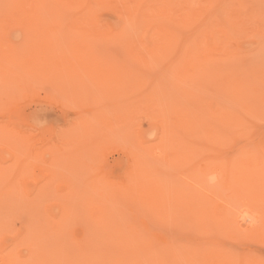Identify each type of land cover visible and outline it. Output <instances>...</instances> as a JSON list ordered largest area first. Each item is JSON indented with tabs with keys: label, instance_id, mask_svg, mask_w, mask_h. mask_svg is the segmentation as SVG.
Wrapping results in <instances>:
<instances>
[{
	"label": "bare ground",
	"instance_id": "bare-ground-1",
	"mask_svg": "<svg viewBox=\"0 0 264 264\" xmlns=\"http://www.w3.org/2000/svg\"><path fill=\"white\" fill-rule=\"evenodd\" d=\"M148 1H150L151 3V1L153 0H35L27 3L25 6L22 7V10L26 14H28L29 18L25 22L24 26L21 24L22 26L21 28L26 29L28 34L33 39V41L43 42V44L40 45L39 48L36 50L35 54H33L29 58V59L35 57L37 58V61L34 64L35 66L30 67L31 69H33L31 70L33 72H29L31 75H33L34 81H29V82L24 81L16 77L15 73L11 71L8 72L7 71L8 69H4L3 71H0V87L1 88L5 87L4 88L6 89L5 93L10 91L11 92L17 91L18 93L19 92L24 93L22 92L24 90L25 93H29L30 91L32 92L31 89H33V87H36L35 88L36 91L40 90L38 89L40 84L35 85L39 83L37 80L45 79L44 82L49 83L47 82V80L49 79L46 80V78H50V80L54 81L53 83H50L52 85H56V84L58 85L59 83H63L62 85H64L65 82L66 84L64 85V88H67V85H70L71 87L68 86V88H72V90H74V86H75L76 89L73 91V93L74 92L76 93H74V95L72 96L73 100L71 101V103H73L74 105L75 104L78 105L75 106L77 108L80 107V104L86 101L85 104H87L88 108L86 105L82 106V108L85 107L88 110L87 112H82V113L84 114L86 113V115L88 114L87 116L90 117V119L89 118L88 119L93 122H90L85 117L84 120L86 119L85 121L88 120L87 122L91 123V124L88 123L86 126L85 124H83L85 129H83L84 128L83 127L82 129L77 130V128L80 126V123L85 122L83 121V119L82 120L80 119V121H78V123L80 122L79 126L77 124H76L77 127H74L75 125H72V127L67 131L69 134L73 133L74 136L76 134V136L88 135L85 137H90V136L94 137V134L95 135L99 134L98 135L99 142L97 141L98 143L97 142L96 143L97 145L100 143L99 150H97L98 152L95 150L93 154H90L88 158H86L87 160L85 159L83 160L82 157H79L82 159V163L83 161L86 162L89 159V162L91 160L93 164L86 165L87 166L86 168H89V170L92 171L98 170L99 168L98 162L100 161L99 156L102 154L100 151L101 148L100 146H103L102 148L104 149V147L109 142V140L112 142V145L114 144L116 145V147L119 148L121 147V149L125 150L126 154L130 158L129 166L126 168V171H124L123 173L119 171L117 176H111V175L106 176L104 174L103 175L101 174L98 180H93V181L92 179L79 180L74 178L75 175L76 176L79 175L77 174L78 173L77 172L76 174H74V176H72L75 179V180L73 179L74 181L72 180L73 182L65 183L66 195L64 194V192H61L64 189L60 191L56 188L55 193L56 192L61 193V196L58 197L59 200L58 201L59 204L57 208L58 211L56 212L57 209L55 210V212L57 213L56 215H53L54 213L53 214L51 213L55 217H53L51 214L49 215V217L48 216L47 217L53 220L54 222L53 225L59 228L61 234L59 236H56L57 238L54 236L56 238L55 242L53 241L54 239H52L53 242L52 243L50 239L49 243H45L40 247L39 245H37L38 237L35 238L36 241H32V243L36 242L38 249L40 248V252H39L40 254L33 255L32 253H35L36 251L34 252L32 250L33 252L29 254L30 256L28 255V259L31 261L34 260L35 262H32L33 264H42V263L63 264L61 263L62 260L57 261V259H59L58 255L61 256V253L64 250L65 251L68 250L66 254L70 255L71 258L69 256H66L68 257V259L70 258L69 259L70 261H66L64 264H264V259L258 256L260 254H257L259 252H256L257 255H255V252L252 253L253 255H250L244 252L245 251L243 250L245 248L244 245H239V243L249 244L250 242L261 243L262 245L264 244V129L259 130V134L251 137L250 140L245 141L249 143L247 144L248 146L250 145L251 142L250 147H247L245 142H244L245 144L243 143V145L239 147L238 146L235 147V145L237 144L234 143L236 141L238 142L237 139L239 137H243V136L246 137L250 129L251 128L253 129V126L256 127L257 123H255L254 121L259 119V116L256 114L264 112V95L259 94L261 91L262 93H264V88L262 87V85L264 86V84L263 83L262 84L259 83L260 85L258 84L260 77L262 74H264V72L259 73L257 71L258 73L255 72V74H259L257 75L258 77L253 76L255 75L253 74L250 80L246 78L249 80V82H252L254 77H257L258 78L256 79L257 81L255 80V82L257 83L254 82L255 85L257 84V86H255L254 84L252 85V83L249 85V82L246 79H240V78H237L236 82L235 80L232 79L233 81L231 82L230 77L227 76L226 74H222V75L218 74V77L216 76L218 80H216V78L213 77L212 74L216 73L217 71H215L212 62L215 61V58H217V60L223 58L225 59L226 57L224 56L229 53V52L228 53L225 52V50L222 48L221 45L220 46L222 49L220 48V46H217L219 44L218 42L220 41L215 42L216 38H214V36L217 35L216 32H218V28L217 26L214 27V25L216 24H213L214 28H212L211 26L212 24L211 22H209V19L210 20L214 19L216 13L217 16L220 14L217 12V10L221 11L220 10L221 4H218L220 5L218 7L220 9L216 8L217 6H215V8L213 7L212 9L215 0L214 1L212 0V2L210 1L212 5L207 2L209 5H211V8L209 5H208L209 7L207 8L210 9L209 10L210 12L214 11L213 13H215V15H213V19H211L210 16H212V14L207 13L210 16L209 19L205 21V23L207 24L208 21L209 24H211L210 27L212 28V30L216 29V31L213 34V37L210 36L211 35L210 33L214 31L211 30L210 32L209 26L207 25L209 34L206 35L207 37L206 39H204L205 40L204 42H201L199 38H196L198 34L197 33L198 30L197 32H195V34L197 33L196 37L194 35L191 36L192 34H190V32H192L191 28L193 27V22H194V21L191 22V19L194 18L192 15L196 14L197 11L195 10H198L200 7H202L203 6L202 4H205L204 6H207L205 1L199 0L200 2H202V4L200 7L196 8L195 7L196 5L192 4V0L189 1L182 0L183 3L180 2L179 0H176L179 1V3H182L180 5L182 8L184 2L188 1L186 2L187 7L185 9L184 8L182 9L185 12L180 10L181 7L179 8L178 4H171L172 2H174L172 0H163V1L154 0V2L159 1L158 4L160 5L156 4L157 2L156 3L153 2L154 4L151 5L152 8L153 5L155 6L153 9L151 7L149 8L147 7L148 6L147 4H150V3L146 4V2ZM237 1L238 0H236V2ZM155 4L159 7H156ZM240 4L242 5V3ZM144 5H146V7ZM204 6L203 8L205 9ZM235 6L236 5H234L233 7L235 8ZM100 7L101 9L105 7L106 8L112 7L115 10L120 8V11L123 9L122 13H120L121 14L120 18L124 19L126 21L125 22L123 20L125 23H128L129 21H130L129 23H131L134 21V23H132L134 25L128 24V30H127V27L126 29L124 28L125 27L124 23H123L124 27L118 28V26L117 27L115 26V23H109V24L105 23L107 22V20L106 21L104 20L105 18L104 19L102 18L103 21L101 19L100 21H98L99 18L97 20L95 17H93L92 12H94L93 11L94 9L99 10ZM229 7L227 9L229 10L234 9L232 7L231 8ZM112 8H110L111 12H112ZM236 8L237 10L239 9L238 5L236 6ZM252 8L254 9L255 7ZM164 9L167 10L165 11ZM227 9L226 11L228 13ZM168 10L171 12V15L168 16L169 20L163 21L162 19L163 11H165L164 13H167ZM179 10L183 12V15L182 13H179ZM262 10L264 11V9ZM248 11L249 10L247 9V13ZM176 12L181 14L182 15L181 17L185 16L184 20H187V22H189L188 20H190L189 27L191 26L192 23V26L190 28L189 27H187L186 29L181 28L180 32L181 33L183 32L182 35L178 31L179 23L177 25V29H172L173 32H171L172 31L171 29L168 30L167 27L163 26L166 24L167 26H169L168 23H171L172 28H175L176 26L175 24H177L175 20L177 21L179 17H177L178 19L174 18L176 16H172V14L175 15ZM200 12L206 14L205 10L199 11L198 13ZM259 14L260 13H258L257 16H259ZM111 16L113 15L111 14ZM164 17L165 16H163V18ZM202 18L198 17L199 21L195 20L196 22H194V26L197 22L201 23L200 20L202 21L205 20L204 18L203 19ZM182 19L183 18H181V21ZM225 19H227V15ZM114 20L115 19L113 17L111 21L113 22ZM222 21L224 22L225 20L222 19L220 21L221 24ZM234 21L233 22L229 21L230 26L231 23L235 24ZM108 22L110 21L108 20ZM183 23L180 22V25ZM221 24H219L221 33L224 32L222 30L224 27L226 26L230 27L228 26L229 24L226 26L222 24L223 26L221 28ZM135 25L137 28L135 27ZM130 26H133L134 29H137L136 35L139 34V38H137L138 36H136L137 39H134L135 37L132 35L133 33L128 32L129 29L132 28ZM201 26H203V24H201L200 27ZM231 27H234V25ZM155 28L156 29L158 28L159 31L158 30L156 31ZM196 28L199 29V27L195 26L193 31H195ZM79 29L81 31H78ZM231 29L229 30L227 29L228 35L229 33H231L229 32ZM133 30L131 29V31ZM175 30L179 32L178 34H180L181 37H184L183 35L187 33L184 30L186 31L188 30L189 31L188 36L190 37L185 35V37L186 36L187 37L181 39L177 34V32H175ZM206 31L207 29L204 30L203 32L206 33ZM220 34L218 36H220ZM223 37H227V35L223 33ZM228 37L231 38L232 36H228ZM84 40L85 41L90 40V41L83 43ZM232 40H234V38ZM233 42H235V40ZM223 45H226L225 47L228 49L229 46L233 45V43L231 42V45L228 44L229 45L228 47H227V43ZM233 46L231 47L234 51ZM259 46L261 47V43L259 44ZM111 47H115V49ZM260 47L259 49L262 48ZM61 48L66 50L67 55L65 56L56 55L58 53L57 51H56L57 53L56 52L54 53V50L57 49L59 50ZM110 48L113 51H110ZM256 50L258 51V48ZM237 51L238 50L236 49V54H238ZM260 52L262 54V51ZM9 53L11 54V57H16L18 51L11 50V52ZM227 57H231V55H228ZM232 57L237 58L235 56ZM258 58L259 57L257 56V59ZM262 58L263 57H261L260 59L262 60ZM255 62L257 61H254V63ZM251 63L254 64L253 61L252 62L249 61L250 65ZM261 65L264 66V64H260L259 66ZM235 70L236 68L232 70L231 74L235 72L232 75H235L236 77V74H238L239 72L236 73V71L238 70L236 71ZM228 73L230 72L228 71ZM242 74L244 75V73ZM242 74L240 75L244 78ZM148 75L152 76V78L155 79V81L158 80V82L157 81H156L157 83L152 82V84L153 83L154 84L151 85L150 80L152 78L149 77L150 79L148 78V81L146 80L147 79L146 77ZM154 75L155 76L157 75V77L154 78L153 77ZM262 77H263L261 78L262 82H264V75ZM214 78L215 80H213ZM41 80H39L40 83ZM173 82L180 84V87L178 86V84L177 85L173 84ZM62 85L60 84L58 88H60ZM251 85L254 86L255 89L250 87ZM46 86H50V85L47 84ZM206 87H210V89L208 88L210 92L214 90L216 91L218 89H220L219 92L221 91L223 92V89L225 88L229 93L231 90L229 95H233V100L229 99L230 96L228 95H227L228 99L225 98V96L221 97L222 92L221 94L220 93L218 94V92L216 91L217 95L216 93L214 94L216 97L218 96L221 97L220 99L224 98L226 99V101L227 100H230L231 102L233 101V103H229L231 104L230 106H232L234 103H237L235 104L237 105V107L232 106L233 107L232 108L226 106L227 108L226 107L221 108V106H219L220 104H218L219 106L218 107L217 104L215 103L220 102L221 100H218L216 98L217 101H214L215 97L213 98L214 102H210V99L212 100V98H209V100L207 101L208 99L207 97L209 95L207 94L208 92L206 93L207 91ZM48 88H51V86ZM158 88H160L162 91L158 92ZM251 88L253 89L254 92L253 94H251L252 93ZM27 89H29L30 91L28 92ZM60 90L61 89H58L59 93L61 92ZM143 90H147L148 93L145 91L143 92ZM36 91H34L33 89L34 93ZM140 92L141 93L143 92L144 94L147 93L144 102L139 99L141 96H142L141 98H144L143 97L144 94H142L141 96L139 95L141 94ZM2 93L3 92H1L0 96H3L4 93L3 94ZM20 93L19 95H21ZM34 93L31 94L35 95ZM59 93H57V96H59ZM62 93H61L62 96L55 98V99H59V101L57 100L58 103H60V101L65 98V97L62 98L63 97ZM173 93H177L180 97L178 98L177 96L176 98H174L177 94L174 95ZM6 94L10 98L11 95L14 97L15 93L14 94L11 93V95L8 93ZM81 94L84 96H81ZM17 95H15V99L17 98L16 97ZM135 95L139 96L136 97L137 100L135 98ZM21 96L24 98L25 95L23 96L22 94ZM131 96L133 98H130ZM19 97L20 96H18V98ZM12 98H11L12 102L8 98L7 99L12 104H14ZM28 98H30V96ZM81 98L85 99V101L82 100L81 102ZM86 98L87 99L90 98V99L86 100ZM248 98H251V101L254 100V103L251 101L248 102ZM138 99L140 100V102ZM1 101L3 102V100ZM100 101L103 103H101ZM195 102L198 103L199 106H193ZM223 102L225 106L228 101L225 103L224 100L221 102V104ZM238 103L239 105L242 106L241 108L244 110L245 114L243 113L242 114L243 116L235 117L233 111H235L237 108L238 110L241 109L238 107L239 106ZM54 104H56V102ZM63 104L66 105L65 102H63ZM68 104L69 102L67 103V105ZM82 105H84V103ZM75 107L69 106L68 109ZM234 108L236 109L234 110ZM149 109H151L150 112ZM169 109L170 110L173 109L175 111L173 115L174 118L172 117V120L170 121L168 120V117L172 115H170L169 113L170 111H168ZM0 110H2V108ZM84 110L82 109V111ZM250 112L252 114L256 113L255 117L256 118L258 117L256 120L254 119L253 122L255 123V125L253 126L251 125L254 123L253 122L250 123L252 119L250 120L248 118ZM239 114H241V112ZM139 116H144L146 118L150 129L148 134L143 133L141 124L138 122ZM169 118L171 119V117ZM263 118L264 117H262V120ZM242 119L245 120L241 122ZM217 121L218 122L221 121L224 123V124L220 123L223 124V126L221 125L223 128L221 127L218 128L213 125L214 124L213 122H215L216 123L215 125H217L218 123ZM74 122L77 121L74 120ZM246 123L247 125H245ZM262 123L263 122L260 123V126L259 124H257V128L258 126L260 128L264 127V124L263 126H261ZM92 124L96 125L98 129L96 128V126L95 128H93L94 125L92 126ZM220 124H218L217 126H219ZM4 130H2V132ZM11 131L12 129H10L8 133ZM19 133L21 132L19 131ZM73 134L71 135L73 136ZM248 134H249L248 136H250L251 132ZM18 136L15 137L18 138ZM145 136H151L152 139L147 140ZM24 137L27 138L26 135ZM10 138L8 139L9 141ZM84 138L82 140L81 139H77V140L78 141L81 140L83 142ZM127 138L130 140L128 141L129 143L127 142V140H124ZM86 139L87 138H85V140ZM90 139L92 140V138ZM14 140L16 139H13L12 141ZM27 140L29 139L27 138ZM60 140L61 138L58 141ZM91 140H90V145L85 143V142L88 143L89 140L84 141L83 144L91 147L92 142H94V140L92 141ZM73 142L75 141L73 140ZM123 142L128 144L124 146ZM4 143H6V140L4 141ZM15 143L11 144L12 146L10 145L9 146L12 148L14 146L16 148ZM19 143L20 144L17 143L16 150L19 149L20 151L21 148L18 147L22 146L21 151L24 153L27 149L25 150L26 148L25 145L24 146L21 145V141ZM57 143H58L57 146L58 148L60 142ZM55 144L56 143H54V147H56ZM93 145L96 144L94 143ZM97 145L96 147H98ZM232 145H233V149L235 147L234 153L227 154L229 153L228 149H227V153H225L224 147L227 146L228 148H230ZM49 146H47V148H49ZM15 148L13 151H15ZM83 148H87V147L83 145ZM30 149L28 148V150ZM91 149H88V151ZM55 150H53V152ZM71 151H73V149H71ZM79 151L80 149L77 152ZM86 151L87 150H85V152ZM31 152L26 151L28 156L30 154L32 155L35 151L33 153ZM76 153L74 154L75 156ZM56 154H58L57 150H56ZM70 154H72L73 157V153ZM43 155H46V153ZM40 156L41 154L38 156V158ZM83 156L85 157L86 155ZM63 157L59 158V160L56 159V161L58 160L57 161L58 165L61 164L63 165V163L59 162L60 160L62 159L64 160L66 158L68 159V157L66 158ZM30 158L27 159L29 160L35 159V158L34 159H30ZM43 158L40 157L39 159L44 161ZM79 158H78L79 162L78 160H76V163L75 161H72L73 159H68L70 163L68 164L69 168L65 163L63 166H67L65 169L68 168V170L70 171V167L72 168L74 163L76 165L77 162L78 164L81 162V159ZM29 160H27L28 161L27 163H29ZM25 161L24 163L26 164ZM51 161L54 162L53 158ZM56 161L54 163H56ZM70 161H72L73 164ZM45 162L46 161H44V163ZM13 163L11 164V166H14ZM17 163H20L18 162V159L17 162L15 161V164ZM21 163H23V161ZM21 166L22 165L20 166L17 165V168H21ZM26 166L29 167L28 164L26 165L23 164V168ZM56 166L57 165H54L53 167L51 165V166H47L46 168L49 183H53V186L54 183L61 182V180L69 181V180H65L67 179L66 176H63V174L65 175V173L63 172L64 169L62 170L61 166L58 167ZM11 168L13 167H10V169ZM2 169H5V167H3ZM2 169H0V171ZM14 169L15 168H13V171L16 170ZM29 169L27 168V170ZM8 171L9 170H6V172H4V175L5 173L7 174ZM10 171L12 172V170ZM16 171L17 172L15 173L17 174L19 169H17ZM24 171L25 170H22L20 173L22 174ZM11 172L8 174L10 175ZM15 173L12 172V175H15ZM24 173L28 174L29 172L25 171ZM23 175L25 177V174ZM60 176H63L65 179H61ZM13 178H15V176H13ZM3 181L2 184H0V190L1 188L2 190L5 188L6 190L5 189L3 190L4 193L5 191H8L12 187L11 185V187L7 189L5 186L8 187V185L6 184H9L10 186V183L12 184L14 181H10V182L9 180H7V182L4 181L6 184ZM78 181H81L83 183L81 184ZM16 183L18 184V182ZM45 185H49V184H45ZM14 187H12L11 189V191L13 190V192H15ZM19 187L18 189H20ZM2 190L0 191L1 195L3 194ZM39 190L37 193L42 192V190L40 191ZM11 191L10 194L8 192L7 196L9 195L10 197V195L13 196V194H15L13 197L11 196L14 199L17 193H13ZM18 191L19 190H16V192ZM21 193L23 192L21 191ZM67 196H70L71 200L64 202V200L61 199L60 202V197L61 198L65 197L66 200ZM11 197L9 199H12ZM17 197L20 198L19 199L20 201L17 202L21 203L22 197H20L19 195ZM35 197L33 199L27 200V202H25L26 201L25 199H27V197H23L25 199H22V201L25 200L23 201L25 203L22 204L26 206H29L28 201H30L31 206H33L31 208L34 209L33 211L34 217L30 215L29 213L30 211L27 212V210H30L29 207L25 206L27 209L26 210L24 205H22L23 209L25 210H20V211L21 212L26 211L24 213L26 214L25 216H27L28 213V215H30L31 220L34 219L35 222H37L38 220L39 223L41 221L42 222L41 224H43V220L45 219H43L41 213L44 210H42L43 207L40 204H38L37 198ZM3 200L5 199H2V201ZM44 201L45 200H43L42 202ZM0 203L2 202L0 201ZM7 203H5L6 205L3 204L5 208L4 207L2 208L3 205L0 204L2 205L0 206L1 207L0 210L4 209L3 211L8 212L6 206L9 204L10 207H8V210L11 209L10 212L8 213L9 215L12 214V210H13L12 208H15V211L16 210L18 211V209H16L18 208L17 206L13 205L15 207H11V202L8 204ZM13 203H16V201H14ZM18 203L16 204L20 206V204ZM75 203L76 204L79 203L80 205L79 208L83 207L84 215L83 213L80 212H79L80 214H77L78 212L75 214L74 211H72L71 207L73 204L74 207ZM38 206H41L42 209H40V207ZM77 206L75 209L78 208ZM49 210L52 211V208ZM3 211H1L0 214L3 213ZM15 211L13 210V213ZM47 214H45V216ZM75 215H78L77 217H79L80 215L85 216L84 218L88 217L87 221L89 222L91 227H88L89 225L88 224L87 225L88 231L84 233L85 235L82 237L80 235L79 238L80 237L81 238L78 241H74L75 242L73 243L74 246L68 247L69 243L66 244V238L68 237V233H69L67 232V230L69 231L70 229L67 228H71L70 227L71 223L69 225V222L74 221L73 218L76 217ZM4 216H6V213H4ZM21 216H23V214ZM0 217H3V215ZM23 217L19 218V220L22 219ZM40 217L42 218L39 220ZM149 217L153 218V222L157 223L158 225L170 223L173 227L181 228L185 232L182 237H178L169 233L160 234L158 232H153L149 228V221H148ZM26 218L28 217H25V219ZM81 218L82 217L80 216L78 221L83 220L82 222L81 221L80 222L84 223V218L82 219ZM31 220L30 221L25 220V221L28 224V222H31ZM35 222H33L34 223L33 229L31 228L32 230L31 232L28 233L27 236L29 241L28 244L26 242L25 246L26 248L28 247V250H31V248H29L30 238L35 237L33 236V234L37 233L35 232L36 231L35 229H37V227L39 228L40 226L35 224ZM33 223L32 222L29 223L30 225L28 224V226L30 227ZM48 223L52 224L49 221ZM21 225L24 226L23 224ZM14 229L15 228H13V230ZM40 229L43 230V228ZM46 229L48 230L47 227ZM47 232L45 231L46 234ZM41 233L42 235L44 234V232ZM50 233H52V235H56L53 234L52 231ZM52 235H50V238L52 237ZM47 236L48 234L45 236L46 238V240H44L45 242L47 241ZM223 238H226L227 241L225 242L226 239ZM42 239L44 238L41 237V240ZM76 239H78L77 236ZM228 241H230L231 243L229 244ZM23 242L21 243L22 245ZM43 242L41 241V244ZM50 243L56 244L55 247L53 246L55 249H53L52 246L49 249L48 244L52 245ZM36 245L34 244L33 246ZM237 246H243L244 248L240 247L242 250L239 251L240 249L237 250L239 248V247L237 248ZM51 249L54 251H52ZM50 250L52 251V253L50 252ZM97 250H99L98 251L99 254L97 253ZM52 255L54 256V259L57 256V259L54 260ZM63 255H65V253H63ZM38 256H40L39 259L37 258ZM61 258H63V256H61ZM24 262L28 264L30 261H23L22 255L21 254L17 255L16 253L15 255L12 254L10 256L8 255L4 259L5 264H24Z\"/></svg>",
	"mask_w": 264,
	"mask_h": 264
},
{
	"label": "rangeland",
	"instance_id": "rangeland-1",
	"mask_svg": "<svg viewBox=\"0 0 264 264\" xmlns=\"http://www.w3.org/2000/svg\"><path fill=\"white\" fill-rule=\"evenodd\" d=\"M31 1H35V0H0V71H3L4 69H8L7 71L9 72V71H11V72H13V73H15V76L16 77H18V78H20V79H22V80H24V81H34V78H33V75H31L29 72H33V71H31V70H33V69H31L30 67H34L35 65V63H36V61H37V58L35 57V58H32V59H29L33 54H35V52H36V50L39 48V46L40 45H42L43 44V42H41V41H33V39L31 38V36L28 34V32L26 31V29L25 28H21L22 26H21V24L24 26V24H25V22L28 20V18H29V16H28V14H26L23 10H22V7L23 6H25L27 3H29V2H31ZM161 1H163V0H161ZM172 1H174V2H172ZM171 2V4H178L179 6V8L181 7L180 5L183 3L182 2V0H179L180 2H182V3H179V1H176V0H172ZM176 1V2H175ZM183 1H185V0H183ZM189 1V0H188ZM188 1H186V2H188ZM196 3H195V2ZM192 0V4H194V5H196L195 7L197 8V7H200L201 6V4H202V2H200V1H205V3L207 4V6H204L205 4H202L204 7H205V9L203 8V6L202 7H200L198 10H195V11H197L196 12V14H194V15H192L194 18H192L191 19V22H196V21H199V19H198V17H200V18H202L203 16V18L205 19L204 21H202V20H200L201 21V23L200 22H197L196 24H195V26L196 27H199V29L198 28H196V30L195 31H193L194 30V22H193V27L190 29L192 32H190V34H192L191 36H195L196 37V34H197V37L196 38H199L200 39V41L201 42H204L205 40L204 39H206V35L207 34H209L208 33V26H209V31L211 32V30H212V28H214V27H216L217 26V28H218V32H216V34L217 35H215L214 36V38H216L215 39V42H217V41H220V42H218L219 44L217 45V46H222V48L225 50V52H229L227 55H225L224 57H226L225 59L223 58V59H220V60H217V58H215V61H213L212 63H213V67H214V69H215V71H217L216 73H214V74H216V75H214V74H212L213 75V77H215L216 78V76L218 77V74L220 75H222V74H226L227 76H229L230 77V80H231V82L233 81V80H235V82L237 81V78H240V79H246V78H248L249 80L252 78V75L253 74H255V72L256 73H263L264 71H263V68H264V66H259L260 64H264V49H263V47H264V11L262 10V9H264V0H238L237 2H239V3H237L236 2V0L234 1V0H215V2H214V4H213V6H212V9H213V7L215 8V6H217L216 8H218L220 5H218V4H221V9L220 8H218V9H220L221 11H218L217 10V12L218 13H220L218 16H217V13H216V15H215V13H213L214 11H209L210 9H208L207 7H209L210 6V8H211V5H212V3H210V1L212 2V0ZM214 1V0H213ZM250 1H252V2H250ZM258 1H259V3H258ZM154 0L153 1H151V3H150V1H148V2H146V4L147 3H150V4H147L148 6V8L149 7H151L152 8V4H154V3H156V4H158L159 3V1H156V2H154ZM186 2H184V4L186 5H184L183 4V8L185 9L186 7H187V4H186ZM200 3V5H199V3ZM209 4H211V5H209ZM234 2V3H233ZM246 2V3H245ZM248 2V3H247ZM260 2H262V3H260ZM161 3V2H160ZM204 3V2H203ZM240 3H242V5L240 4ZM251 3V4H250ZM253 3V4H252ZM155 4V5H156ZM231 4H233V5H231ZM248 4V5H247ZM256 6H255V5ZM150 5V6H149ZM158 5H160V4H158ZM209 5V6H208ZM234 5H238V10H237V8H236V6H235V8L233 7ZM240 5V6H239ZM250 5H252V6H250ZM145 7H146V5H144ZM230 6V7H229ZM242 6V7H241ZM250 6V7H249ZM155 6L153 5V8H154ZM156 7H159V6H157L156 5ZM234 8V9H231V10H229V9H227V8ZM246 7V8H245ZM252 7H255L254 9L252 8ZM263 7V8H262ZM106 8V7H105ZM105 8H103V9H101V7H100V9L99 10H101V11H99L98 9H94L93 11L94 12H92V15H93V17H95L97 20H98V18H99V20L98 21H100V19L103 21V19L106 21L107 20V22H105V23H115V26L117 27L118 26V28H122V27H124V24H125V29H126V27H127V30H128V24L130 25H134V24H132V23H134V21L133 22H131V23H125L126 21L124 20V19H121L120 18V13H122V10L120 11V8H116L117 10H115L114 8H112V7H107L106 9ZM110 8H112V12H111V9ZM152 8V9H153ZM182 7H181V9L180 10H182L183 9ZM195 8V9H196ZM228 10V13H227V11H226V9ZM250 8V9H249ZM105 9V10H104ZM110 9V10H109ZM127 9H129V8H127ZM208 9V10H207ZM211 9V10H212ZM247 9L249 10L248 11V13H247ZM258 9V10H257ZM165 10V9H164ZM167 10V9H166ZM165 10V11H166ZM179 10V13H182V15H183V12H185L184 10H182V11H180ZM202 10H205V12H206V14L204 13L203 14V12H200V13H198L199 11H202ZM245 10H246V12H245ZM252 10V11H251ZM262 10V11H261ZM96 11H97V13H96ZM117 11V12H116ZM120 11V12H119ZM129 11V10H128ZM165 11H163V14H162V19H163V21H167V20H169L168 18V16L169 15H171V12L169 11V13H168V11H167V13H164ZM254 11V12H253ZM99 12V13H98ZM116 12V13H115ZM118 12H119V14H118ZM231 12V13H230ZM262 12V13H261ZM96 13V14H95ZM179 13H177L176 12V14L175 15H173L172 14V16H176V17H174V18H177V17H179V19L178 20H180V21H176L175 20V22H177V24H175L176 26H175V28H172V25H171V23H168L169 24V26H167V24L166 25H163V26H165V27H167L168 28V30L169 29H177V25H178V23H179V26H182V27H179L178 26V31L180 32V30H181V28L182 29H186L187 27H189V22H190V20H188L189 22H187V20H184L185 18V16L184 17H181L182 15L181 14H179ZM207 13H210V14H212V16H210V15H208ZM227 13V14H226ZM241 13H242V15H241ZM258 13H260L259 14V16H257L258 15ZM111 14L113 15V16H111ZM127 14V13H126ZM178 14H179V16H178ZM199 14V15H198ZM200 14H202V15H200ZM230 14V15H229ZM241 16H240V15ZM249 16H248V15ZM206 15V16H205ZM208 15V16H207ZM213 15H215L214 16V19H213ZM226 15H227V19H225L226 18ZM229 15V16H228ZM125 16V15H124ZM123 16V17H124ZM127 16V15H126ZM163 16H165L164 18H163ZM209 16L211 17V19H213V20H210L209 19ZM224 16H225V18H224ZM114 17V21L112 22L111 20H112V18ZM197 17V18H196ZM208 17V18H207ZM103 18V19H102ZM109 18V19H108ZM181 18H183L182 19V21H181ZM196 18V19H195ZM202 18V19H203ZM217 20H216V19ZM117 19V20H116ZM161 19V20H162ZM198 19V20H197ZM207 19H209V22H211V24H209V22L207 21V24L205 23V21L207 20ZM222 19H224L225 21L223 22L222 21V24H224L225 26L226 25H228L230 22H233L234 20V22H235V24H233V23H231V26H233L234 25V27H231L230 26V24L228 25V26H230V27H224L225 28V30H224V28L222 29L223 31V33L225 34V35H227V37H223V33H221V31H220V25L219 24H221L220 23V21L222 20ZM230 19H233V20H230ZM2 20V21H1ZM108 20L110 21V22H108ZM125 22H124V21ZM196 20V21H195ZM101 21V22H102ZM117 21V22H116ZM183 21H184V23H183ZM216 21V22H215ZM230 21V22H229ZM180 22L181 23H183V24H181L180 25ZM124 23V24H123ZM188 23V24H187ZM227 23V24H226ZM120 24V25H119ZM187 24V25H186ZM201 24H203V26H201L200 27V25ZM213 24H216V25H214V27H213ZM221 24V28H222V25ZM127 25V26H126ZM186 25V26H185ZM208 25V26H207ZM210 25L212 26V28L210 27ZM191 26H192V23H191ZM190 26V27H191ZM205 26V27H204ZM130 27H132L131 29L133 30L134 28H133V26H130ZM129 27V28H130ZM135 27H136V25H135ZM189 27V28H190ZM207 27V28H206ZM137 28V27H136ZM164 28V27H163ZM204 28H206L207 29V31H206V33L205 32H203L204 30H206V29H204ZM211 28V29H210ZM231 28H233V29H231ZM75 29H77V28H75ZM131 29H129V31L128 32H132L131 34L135 37H133L134 39H137V38H139V34H137L136 35V30L137 29H134L135 30V32H134V30L133 31H131ZM227 29L229 30V29H231L229 32H234L236 29V31L234 32V33H229V35H228V31H227ZM155 30L157 31L158 30V28L156 29L155 28ZM197 30H198V32H197ZM76 31V30H75ZM78 31H81L80 29L78 30ZM159 31V30H158ZM185 32H187L186 34H184L183 36L185 37V35H187L188 36V33H189V31L187 30H184ZM212 31H214V32H211L210 34V36H212L213 37V34L215 33V31H216V29L214 30H212ZM219 31H220V33H219ZM171 32H173V30L171 31ZM175 32H177L176 30H175ZM179 32H177V34L179 33ZM184 32V33H185ZM194 32V33H193ZM195 32H197L196 34H195ZM203 32V33H202ZM150 33V32H149ZM183 33V32H182ZM182 33L180 32V34L182 35ZM220 34V36H221V38H220V36H218L219 34ZM227 33V34H226ZM130 34V33H129ZM180 34H178L179 35V37L181 38V39H184V37H181L180 36ZM203 34V35H202ZM150 35V34H149ZM148 35V36H149ZM200 35H201V37H200ZM80 36V35H79ZM136 36H138L137 38H136ZM186 36V37H187ZM219 37V39H218V37ZM228 36H232L231 38L230 37H228ZM150 37V36H149ZM185 37V38H186ZM188 37H190V36H188ZM205 37V38H204ZM208 37H209V35H208ZM213 38V39H214ZM234 38V40H235V42H233L234 40H232ZM218 39V40H217ZM222 39V40H221ZM231 39V40H230ZM224 40H227V41H224ZM261 40H263V41H261ZM87 41H90V40H87ZM87 41H85L84 40V42L83 43H86ZM252 41H254V42H252ZM225 42V43H224ZM231 42L233 43V45H231ZM227 43V47L229 46V45H231V46H233V48H234V51H233V49H232V47L231 46H229V48L227 49L225 46L226 45H223V44H226ZM252 45H251V44ZM261 43V47L259 46V44ZM217 44V43H216ZM229 44V45H228ZM257 44V45H256ZM263 44V45H262ZM221 46H220V48H221ZM253 47H255V48H253ZM259 47L261 48V49H259ZM111 48H114L115 49V47H111ZM110 48V51H113L112 49ZM219 48V47H218ZM221 48V49H222ZM238 50L237 51V53L238 54H236V49ZM258 48V51L256 50ZM138 49V48H137ZM231 49V50H230ZM11 50H17L18 51V54H17V56L16 57H11V54L9 53V52H11ZM60 50V51H59ZM57 49V50H54V53L56 52L57 54L56 55H63V56H65V55H67V52H66V50H64V49ZM64 50V51H63ZM220 50V49H219ZM230 50V51H229ZM61 51H63V52H61ZM255 51V52H254ZM260 51H262V54H261V52ZM256 52H258V53H256ZM226 54V53H225ZM228 55H231V57H227ZM249 55H250V57H249ZM252 55V56H251ZM253 55H255V56H253ZM262 55V56H261ZM35 56V55H34ZM232 56H235V57H237V58H233ZM257 56L259 57L258 59H257ZM243 57V58H242ZM252 57V58H251ZM261 57H263L262 58V60L260 59ZM243 60H242V59ZM247 58V59H246ZM250 58H251V60H250ZM256 60H255V59ZM219 59V58H218ZM226 59H228V60H226ZM233 59V60H232ZM239 59H240V61H239ZM260 59V60H259ZM224 60V61H223ZM248 60V61H247ZM249 61L250 62H252L253 61V63H254V61H257V62H255L254 64H252L251 63V65L249 64ZM262 61V62H261ZM31 62H33V63H31ZM217 62V63H216ZM224 62V63H223ZM231 62V63H230ZM233 62V63H232ZM244 62V63H243ZM246 62V63H245ZM259 62V63H258ZM219 63H222V64H219ZM247 63H248V65H247ZM217 64V65H216ZM257 64V65H256ZM215 65V66H214ZM223 65H224V68H223ZM238 65V66H237ZM243 65V66H242ZM220 66V67H219ZM254 66V67H253ZM219 67V68H218ZM248 67V68H247ZM256 67V68H255ZM259 67V68H258ZM263 67V68H262ZM29 68V69H28ZM222 68V69H221ZM232 68V69H231ZM236 68V70H238V71H236V73H240V74H242V73H244V78L238 73V74H236V77H235V75H232V74H234L235 72H233L232 74H231V72H232V70H234ZM221 69V70H220ZM245 69V70H244ZM223 70H224V72H223ZM214 71V72H215ZM228 71L230 72V73H228ZM258 71V72H257ZM221 72V73H220ZM251 72V73H250ZM252 72H254V73H252ZM231 74V75H230ZM153 75V74H152ZM257 75H259V74H255V75H253V76H257ZM264 74H262L261 75V77H260V80H261V82H260V80H259V82H258V84L259 83H263L264 84V82H262V79L261 78H263L262 76H263ZM240 76V77H239ZM246 76V77H245ZM149 77H151L152 78V76H150V75H148L146 78V80L148 81V78ZM154 78H156L157 77V75L155 76H153ZM212 77V78H213ZM258 77V76H257ZM257 77H254V79L252 80V82H249V80L248 79H246L248 82H249V85L252 83V85L254 84L255 85V83H257V82H255V80L256 79H258ZM215 78L213 79V80H215ZM43 79V78H42ZM47 79H49V80H47ZM150 79V78H149ZM233 79V80H232ZM239 79V80H240ZM39 80H41V79H39ZM39 80H37L39 83H37L36 81V83L37 84H35V85H38V84H40L39 85V88L38 89H40L39 91L37 90H35V88L36 87H33V85H32V87H33V89H34V91H36V92H39V93H34L33 92V89H31L32 90V92L29 90V89H27V91L29 92V93H25V90L24 91H22V92H24V93H20L21 95L23 94V96H24V98L21 96V95H19V93L16 91V92H6V93H8V94H10L11 95V93L12 94H14V97L11 95V97L9 98L8 97V95L5 93V90L6 89H4V88H1L0 87V95H1V92H3L2 94H3V96H0V106H1V103H2V106H1V108H2V110H0V169H2L3 167H5V169H2L1 171H0V175H1V178H0V184H2V181L4 180V181H6L7 182V180H9V182L10 181H14L12 184L10 183V186H9V184H6L4 181V183L6 184V185H8V187L7 186H5L7 189H9L10 187H11V185H12V187H14L15 186V183L16 182H18V184L16 183V186L14 187V190H15V192H13V190L11 191V189H12V187L8 190V191H5L4 193H3V190L5 189L4 187V189L2 190V188H1V190H2V195H1V192H0V201L2 202V203H0V204H5V203H7L8 201V203H10L11 202V207H15V206H17L18 208H16V209H18V211L16 210L15 211V208H12L15 212L13 213V210H12V214L11 215H9L8 213L10 212V210H8V207H10V205L8 204L6 207V209H7V211L8 212H6V211H3V210H0V212L1 211H3V213H1L0 214V216H2L3 215V217H0V264H5L4 263V259H5V257H7L8 255L10 256L11 254L12 255H15V253L17 254V255H19V254H21L22 255V259H23V261H30L28 264H33L32 262H35L34 260H29L28 259V255L29 254H31L33 251L35 252V253H32L33 255H35V254H40L39 252H40V248L38 249V246L37 245H39V247L41 246V245H43V244H45V243H49V241H50V239H51V242H52V239H54L53 241L55 242L56 240V236H59L61 233H60V230H59V228L58 227H56V226H54L53 224H54V222H53V220H51V218H48L49 217V215L52 213H54L53 215H56L57 213V211H58V204H59V200H58V197L59 196H61V193L60 192H56L55 193V190H56V188L58 189V190H63V191H61V192H64V194H65V187H66V185H65V183L66 182H73L75 179L74 178H76V179H79V180H85V179H88V180H91L92 179V181L93 180H98V178H99V176L102 174H104V175H106V176H117V174L119 173V171H121V173H123L124 171H126V168L129 166V162H130V158H129V156L126 154V152H125V150H123V149H121V147L119 148V147H116V145H112V142L109 140V142L106 144V146L104 147V149L102 148L103 146H100L101 148H100V151H101V155L99 156V158H100V161L98 162V170H89V168H86L87 166L86 165H90V164H93V162L90 160V162H89V159H88V161H83V163H82V159L81 158H79V157H82L83 158V160L85 159V160H87L86 158H88V156L90 155V154H93V152H95V150L97 151V150H99V144L97 145V143L99 142L98 141V133H96V134H98V135H95L94 134V137L92 136H90V137H85V136H88V135H82V136H76V134H75V136H74V134L73 133H71V134H73V136L71 135V134H69L68 133V131L67 130H69L71 127H72V125H75L74 127H77L76 126V124L79 126V123H78V121H80V119L82 120L83 119V121H85L84 120V118L86 117L87 119L89 118L90 119V117L89 116H87L86 115V113L84 114V113H82V112H87V108H88V106H87V104H85V99H82L81 98V102H82V100H84L85 102H83L84 103V105H82V104H80V107H75V106H78V105H74L73 103H71V101L73 100V95H74V93H76V92H74L73 93V91L76 89L75 88V86H74V90H72V88H68V86L69 87H71L70 85H67V88H64V85L66 84L65 82H64V85H62L63 83H59L58 85L56 84V85H52V84H50V83H53L54 81L53 80H50V78H46V80H47V82H49V83H45L44 81H45V79L44 80H41V83H40V81ZM153 80V81H152ZM216 80H218V78H216ZM43 81V82H42ZM50 81H52V82H50ZM151 81V85H153L154 83H157L158 82V80H156L155 81V79H151L150 80ZM149 81V82H150ZM241 81V80H240ZM257 81V80H256ZM152 82H154L153 84H152ZM223 82H225V81H223ZM255 82V83H254ZM226 83H228V82H226ZM48 84V85H50L51 86V88H48V87H50V86H46V85ZM60 84L63 86V88H62V86L60 87V88H58L59 86H60ZM69 84H71V83H69ZM173 84H178V83H176V82H173ZM45 85V86H44ZM250 86V87H252V88H254L255 89V87L254 86ZM260 85V84H259ZM178 86L180 87V84H178ZM255 86H257V84L255 85ZM38 87V86H37ZM46 87H47V89H46ZM77 87V86H76ZM259 87V86H258ZM262 87L264 88V86L262 85ZM261 87V88H262ZM43 88H45V89H43ZM161 88V87H160ZM160 88H158V92H161L162 90V88L160 89ZM210 89V87H206V89H207V91H206V93L209 95L207 98V101L209 100V98H212V100L210 99V102H214V101H217V99L218 100H221L220 102H216L215 104H217V106H218V104H220L219 106H221V108L222 107H226V106H228V107H237V105H235V104H237V103H234L232 106H230L231 104H229V103H233V101L231 102L230 100H227L226 101V99H224L225 100V103H226V105L224 106V102L221 104V102L222 101H224L223 99H220L221 97H223V96H225V98H227V95L228 96H230L229 97V99H232L233 100V95H229V93L231 92V90H230V92L228 93L227 92V90L224 88L223 89V92H222V96L221 97H216L215 96V94L214 93H216V95H217V92H218V94L220 93L221 94V92H219L220 91V89H218V90H214V91H209V89ZM212 88V87H211ZM251 88V94H253L254 92H253V89ZM56 89V90H55ZM58 89H61L60 91V93H59V91H58ZM72 91H71V90ZM143 89V88H142ZM2 90V91H1ZM263 90V89H262ZM147 92L148 93V91L147 90H143V92ZM225 91H226V93H225ZM229 91V90H228ZM52 92H53V94H52ZM63 92V93H62ZM141 93V94H139L140 96L142 95V94H144V93ZM210 92V93H209ZM212 92H213V94H214V96H213V94H212ZM18 95H17V94ZM31 93H34L35 95H33V94H31ZM44 93V94H43ZM57 93H59V96H62L61 95V93L63 94V97L62 98H64L63 100H61L60 101V103H58V101H59V99H55L56 97L58 98L59 96H57ZM147 93H145L144 94V98H139L141 101H143L144 102V99H145V96H146V94ZM225 93V94H224ZM45 94H47V95H45ZM82 94H84V93H82ZM81 94V96H84V95H82ZM174 95L175 94H177V93H173ZM212 94V95H211ZM259 94H263L264 95V93H262V91L259 93ZM15 95H17L16 97V99H15ZM34 96V98H33V96ZM43 95V96H42ZM56 95V96H55ZM6 96V97H5ZM18 96H20L19 98H18ZM30 96V98H28ZM43 98H42V97ZM178 96V98L180 97L178 94L174 97V98H176ZM260 96V95H259ZM13 97V98H12ZM45 97V98H44ZM136 97H139V96H136L135 95V98ZM172 97H173V95H172ZM215 97V98H214ZM2 98V99H1ZM12 102V100H11V98L13 99V103L14 104H12L8 99ZM23 98V99H22ZM61 98V97H60ZM130 98H133L132 96L130 97ZM213 98L215 99L214 101H213ZM217 98V99H216ZM15 99V100H14ZM21 99V100H20ZM88 99H90V98H88ZM87 98H86V100H88ZM138 99V100H139ZM143 99V100H142ZM228 99V98H227ZM1 100H3V102L1 101ZM56 102V104H54L55 102ZM58 100V101H57ZM136 100H137V98H136ZM140 100H139V102H140ZM257 100V99H256ZM52 101V102H51ZM65 102L66 103V105L65 104H63V102ZM182 101H183V99H182ZM181 101V102H182ZM249 101H251V98H248V102ZM258 101V100H257ZM5 102V103H4ZM69 102V104L67 105V103ZM80 102V101H79ZM79 102H78V104H79ZM101 102V101H100ZM99 102V103H100ZM143 102H142V104H143ZM189 102H191V101H189ZM244 102V101H243ZM251 102H253L254 103V100L253 101H251ZM7 103V104H6ZM101 103H103V102H101ZM100 103V104H101ZM105 103V102H104ZM239 103H241V102H239ZM239 103H238V105H239ZM12 104V105H11ZM59 104V105H58ZM62 104V105H61ZM72 104V105H71ZM106 104H107V102H106ZM9 105H11V106H9ZM74 105V106H73ZM87 106V108H85V110H84V108H82V106ZM223 105V106H222ZM69 106H72V107H75V108H69L68 109V107ZM193 106H199L198 105V103H196L195 102V104L193 105ZM218 106V107H219ZM67 107V108H66ZM232 107V108H233ZM239 108H241L242 106L241 105H239L238 106ZM0 108V109H1ZM4 108V109H3ZM84 110V111H82V109ZM227 108V107H226ZM67 109V110H66ZM152 109V108H151ZM151 109H149V112H150V110ZM236 108H234V110H235ZM230 110H232V109H230ZM236 110H237V112H236ZM235 111H233V113L235 114V117L236 116H243L242 114L244 113V110L241 108L240 110H242V111H240V110H238V108L236 109ZM168 111H170L169 113H170V115H172V116H169V117H171V119L168 117V120L170 121V120H172V117L174 118V110L172 109V110H168ZM172 111V112H171ZM232 112V111H231ZM241 112V114H239ZM69 113V114H68ZM168 113V114H169ZM237 113V114H236ZM67 114V115H66ZM75 114H77V115H75ZM79 114H81V115H79ZM84 114V115H83ZM245 114V113H244ZM256 114V113H255ZM255 114H252L251 112H250V115H249V119L251 120L252 119V121H250V123H252L253 121H254V119L256 120L257 118L255 117L256 115H258L259 116V119H260V121H259V119L258 120H256V121H254L255 123H257V124H259V126H260V123L261 122H263L262 123V125L261 126H263V124H264V118H263V120H262V117H264V112L263 113H257L256 115ZM261 114V115H260ZM52 116V117H51ZM73 116H74V118H73ZM82 116H83V118H82ZM233 116V115H232ZM261 116V117H260ZM68 117V118H67ZM70 117V118H69ZM253 117V118H252ZM60 119V120H59ZM68 119H69V121H68ZM79 119V120H78ZM88 119V120H89ZM59 120V121H58ZM74 120L75 121H77V122H74ZM87 120V121H88ZM243 120H245V119H242L241 120V122H243ZM262 120V121H261ZM62 121V122H61ZM87 121H85L84 123L83 122H81L82 123V125H81V123H80V126L79 127H81V128H77V130H80V129H82L84 126H83V124H85V126L89 123V122H87ZM90 121V120H89ZM168 121V122H169ZM260 122V123H258V122ZM61 122V123H60ZM70 122H72V123H70ZM90 122H93V121H90ZM138 122L141 124V128H142V131H143V133H146V134H148L149 133V131H150V129H149V126H148V123H147V120H146V118L144 117V116H139V118H138ZM218 122V121H217ZM253 122V123H254ZM48 123V124H47ZM214 124V126H216V127H221V128H223L222 126H223V122H221V121H219L218 123H217V125L218 124H220V123H223V124H220L219 126H217V125H215L216 123L215 122H213ZM255 123L254 124H250L251 126H253V125H255ZM89 124H91V123H89ZM257 124H256V127L255 126H253V129L251 128L250 129V131L248 132V133H250L251 132V134H250V136H248L249 134L247 133V135H246V137H247V139H246V137H239L237 140H238V142L236 141V142H234V143H236L237 145H235V147H239V146H241V145H243V143L245 142V141H247V140H250L251 139V137H253V136H256L257 134H259V130H263L264 129V127H259L258 126V128H257ZM69 125V126H68ZM94 124H92V126H93ZM222 125V126H221ZM245 125H247V123L245 124ZM2 126H4V127H2ZM63 126V127H62ZM95 126L96 125H94V127L93 128H95ZM6 127H8V128H6ZM256 129H255V128ZM22 130H20V129ZM30 128H31V130H30ZM60 128V129H59ZM65 128V129H64ZM96 128L98 129V127L96 126ZM4 129H6V130H4ZM9 129V130H8ZM10 129H12V131L11 132H9L8 133V131H10ZM83 129H85V127L83 128ZM2 130H4V131H6V132H2ZM8 130V131H7ZM14 130V131H13ZM16 130V131H15ZM21 132V133H19V131ZM26 130V131H25ZM36 130V131H35ZM53 130V131H52ZM58 132H57V131ZM64 131V132H63ZM176 131V130H175ZM13 132H14V134H13ZM57 132V133H56ZM67 132V133H66ZM70 132V131H69ZM7 133H8V135H7ZM18 133H19V136H18ZM26 133V134H25ZM52 133H54V134H52ZM66 133V134H65ZM5 134V135H4ZM21 134V135H20ZM24 134V135H23ZM30 134H31V136H30ZM52 134V135H51ZM11 135H12V137H11ZM27 136V138L29 139V140H27V138L26 137H24V136ZM92 135V134H91ZM9 136V137H8ZM15 136H18V138L17 137H15ZM53 136V137H52ZM61 136V137H60ZM64 136V137H63ZM67 136V137H66ZM70 136V137H69ZM89 138L88 140H89V142L87 143V142H85L86 144H88V145H90V138H92V140H94V142H92V145L95 143L98 147H96V145H91V147L90 146H88V145H85V144H83V142L84 141H88L87 139L85 140V138ZM153 136V135H152ZM11 137V138H10ZM21 137V138H20ZM30 137V138H29ZM82 137V138H81ZM154 137V136H153ZM7 138V139H6ZM10 138V141L8 140ZM23 138V139H22ZM61 138V140L60 141H58L59 139ZM71 138V139H70ZM84 138V141L82 142L81 140ZM145 138L147 139V140H151L152 139V137L151 136H145ZM241 138H243V139H241ZM13 139H16V140H14V141H12ZM26 139V140H25ZM77 139H81V140H76ZM95 139H96V141H95ZM246 139V140H245ZM6 140V143H4V141ZM9 141V143L10 142H12V143H8V141ZM23 140V141H22ZM67 141V143H66V141ZM73 140L75 141V142H73ZM91 140V141H92ZM124 140H127V142L128 141H130L128 138L127 139H124ZM17 141V142H16ZM21 141V145H25V150L26 151H29V152H31L32 151V149H33V151L31 152V153H33L34 151V153L31 155V158H30V155L28 156V154L26 153V151L23 153L22 151H21V149H22V146H19L18 148H21L20 149V151H19V149L18 150H16L17 149V143L18 144H20L19 142ZM30 141V142H29ZM52 141V142H51ZM54 141V142H53ZM98 141V142H97ZM16 142V143H15ZM23 142H24V144H23ZM25 142H27V143H25ZM48 142H49V145H48ZM57 142H60L59 143V149L57 148V146H58V143ZM78 142V143H77ZM97 142V143H96ZM13 143H15V146H16V148L13 146V148L12 147H10V146H12L11 144H13ZM51 143V144H50ZM54 143H56L55 144V146L56 147H54ZM62 143H63V146L65 147V149H64V147L62 146ZM69 143V144H68ZM74 143V144H73ZM77 143V144H76ZM81 143H82V145H81ZM124 143V142H123ZM129 143V142H128ZM128 143H124L123 145L124 146H126ZM203 143V142H202ZM246 143V145L247 144H249L248 142H245ZM244 143V144H245ZM36 144V145H35ZM52 144H53V146H52ZM73 144V145H72ZM204 144V143H203ZM10 145V146H9ZM27 145V146H26ZM66 145V146H65ZM75 145V146H74ZM83 145L84 146H86L87 148H83ZM107 145H108V147H107ZM111 145V146H110ZM47 146H49V148H47ZM68 146V147H67ZM81 146H82V148H81ZM251 146V142H250V145L248 146L247 145V147H250ZM30 149V150H28V148ZM52 147V148H51ZM74 147V148H73ZM76 147V148H75ZM78 147H79V149H80V151L79 152H77L79 149H78ZM88 147H90V148H88ZM93 147V148H92ZM107 147V148H106ZM235 147H234V149H235ZM14 148H15V151H13L14 150ZM57 150V153L58 154H56V150ZM69 149V151H68V149ZM92 148V149H91ZM96 148V149H95ZM233 149V145L230 147V148H228L227 146L226 147H224V149H225V153H227V149H228V151H229V153H227V154H230V153H234V149ZM44 149H45V151H44ZM63 149H64V151H63ZM71 149H73V151H71ZM88 149H91V150H89L88 151ZM118 149V150H117ZM121 149V150H120ZM48 150V151H47ZM53 150H55L54 152H53ZM62 150V151H61ZM74 150H76V151H74ZM85 150H87L86 152H85ZM123 150V151H122ZM232 152H231V151ZM16 151H18V152H16ZM24 151V150H23ZM52 151V152H51ZM61 151V152H60ZM65 151H67V152H65ZM16 152V153H15ZM40 155L41 154V158H43V160L44 161H46L45 163H44V161H42L41 159H39L38 158V154ZM48 152V153H47ZM77 152V153H76ZM84 152H85V154H84ZM98 152V151H97ZM46 153V155H43V154H45ZM63 153V154H62ZM65 153V154H64ZM69 154V155H67V154ZM70 153H73V157H72V154H70ZM76 153V156L74 155ZM83 153V154H82ZM87 153V154H86ZM52 154V155H51ZM54 154V155H53ZM62 155V157L63 158H66V157H68V159H73L72 161H75V163H76V160H78V158L79 159H81V162L78 164V162H79V160H78V162H77V166L75 165V163H74V165L72 166V168L70 167V171L68 170V168H69V165L68 164H70L69 163V160L66 158V159H62V160H60L59 162L60 163H63V165H64V163L68 166V168L67 169H65L67 166H63L62 164L61 165H58L57 164V161L59 160V158H62L61 157V155ZM77 154H78V156H77ZM16 155H18V156H16ZM35 155H37V156H35ZM59 155V156H58ZM70 155H71V157H70ZM81 155V156H80ZM83 155H86L85 157L83 156ZM28 156V157H27ZM43 156V157H42ZM55 156V157H54ZM77 157V158H75V157ZM15 157H18V158H15ZM25 157H27V158H30V159H34V160H29V159H27V158H25ZM51 157V158H50ZM57 157V158H56ZM70 157V158H69ZM201 157H203V156H201ZM36 158H38V159H36ZM48 158H49V160H48ZM52 158H53V161L55 162L56 161V159H58L57 161H56V163H54V162H52L51 160H52ZM15 159V160H14ZM17 159H18V162H20V163H17V164H15V161L17 162ZM29 160V163H31V164H29V163H27L28 161L27 160ZM45 159H47V160H45ZM51 159V160H50ZM199 159V158H198ZM21 160V161H20ZM26 160V161H25ZM23 161V163H21ZM24 161L26 162V164H28L29 165V167H30V169H29V167L28 166H26V167H24L23 168V164L24 165H26L25 163H24ZM32 161H33V163H32ZM42 161V162H41ZM62 161V162H61ZM67 161V162H66ZM72 161H70L71 163H72ZM14 162V163H13ZM85 162V163H84ZM13 163V165L14 166H11V164ZM49 163V164H48ZM51 163H53L54 165H57L56 167H58V166H61V169L63 170V172L65 173V175L63 174V176H66V178L67 179H65L63 176H60V178L61 179H65V180H69V181H64V180H61V182H57V183H54V186H53V183H49V179H48V176H47V170H46V168H47V166H53L54 167V165L53 164H51ZM51 164V165H50ZM73 164V163H72ZM17 165H22L21 166V168H17ZM16 166V167H15ZM63 166V167H62ZM10 167H13V168H17V169H19V171H18V175L15 173V172H17L15 169V171H13V168H11L10 169ZM7 168V169H6ZM26 168V169H25ZM27 168L29 169V170H27ZM20 169H22V170H25V171H27V172H29L28 174L27 173H20L22 170H20ZM60 169V170H61ZM72 169V170H71ZM3 170H5V171H3ZM6 170H9L8 172H7V174L5 173V175H4V172H6ZM10 170H12V172L13 173H15V175H12V172L10 171ZM61 170V171H62ZM3 171V172H2ZM88 171V172H87ZM11 172V174L9 175L8 173H10ZM78 172V173H77ZM79 174L78 176H76L75 175V177L73 178L72 176H74V174ZM23 174H25V177H24V175ZM27 174V175H26ZM5 176V177H4ZM13 176H15V178H13ZM84 176H85V178H84ZM17 177V178H16ZM21 177V178H20ZM19 178V179H18ZM23 178V179H22ZM18 179V180H17ZM74 179V180H73ZM20 180V181H19ZM73 180V181H72ZM8 182V183H9ZM45 182V183H44ZM48 182V183H47ZM64 182V183H63ZM76 182V181H75ZM79 183H83V182H81V181H78ZM20 184V185H19ZM43 184V185H42ZM45 184H49V185H45ZM14 185V186H13ZM45 185V186H44ZM1 186H3V185H1ZM20 186V187H19ZM57 186V187H56ZM17 187V188H16ZM18 187L20 188V189H18ZM48 188H49V190H48ZM42 190V192H40V193H37L38 192V190ZM44 189H45V192H44ZM79 189V188H78ZM0 190V191H1ZM6 190V189H5ZM16 190H19L18 192H16ZM39 190V191H40ZM54 190V191H53ZM10 191L11 192H13V193H17V195L15 196V198L13 199L12 197L15 195V194H13V196L12 195H10V197L12 198V199H9L10 197H9V195L7 196V194H8V192H9V194H10ZM21 191L23 192V193H21ZM47 191V192H46ZM7 192V193H6ZM43 192H44V194H46V195H44L43 194ZM48 193V194H47ZM51 193H53V194H51ZM12 194V193H11ZM24 195V196H21V195ZM36 194V195H35ZM20 196V197H22V199H25V198H23V197H27V199H25V200H23V201H25V202H27V200H30V199H33L35 196H38V197H35V198H37V201H38V204H40L42 207H43V209L41 208V206H38V207H40V209H42V210H44L42 213H41V215H42V217H43V219H45V220H43V224H41L42 222L40 221V223H39V221L37 220V222H35L34 221V219H30V215H32L33 217H34V213H33V211H34V209L33 208H31V207H33V206H31V204H30V201H28V203H29V206H26V205H24V204H22V203H25V202H23L22 201V199H21V203H18L20 200V198L19 197H17V196ZM49 195V196H48ZM52 197H51V196ZM66 195V194H65ZM8 198H7V197ZM40 196H42V197H44V198H42V197H40ZM5 197V198H4ZM7 198V199H6ZM29 198V199H28ZM40 198V199H39ZM48 198V199H47ZM69 198V199H68ZM2 199H5V200H3L2 201ZM61 199H63L64 200V202H67L68 200H71L70 199V196H67L66 197V200H65V197H60V202H61ZM35 200V199H34ZM43 200H45L44 202H42ZM47 200V201H46ZM49 200V201H48ZM6 201V202H5ZM14 201H16V203H18V204H20V206H18L16 203H13ZM18 201V202H17ZM3 202H5V203H3ZM13 203V204H12ZM28 203H27V205H28ZM44 203V204H43ZM43 204V205H42ZM56 204H57V206H56ZM2 205H0V206H2ZM6 205V204H5ZM13 205H15V206H13ZM22 205H24V207L26 206V207H29L30 208V210H27L26 209V207H25V209L27 210V212H29L30 213V215H28V213H27V216H25L26 214H24L26 211H20V210H25V209H23V206ZM74 205V204H73ZM73 205H72V207H71V209H72V211H74V213L76 214L77 212V214H80V213H83V215H84V211H83V207H81V208H79L80 207V205H79V203H75V206L73 207ZM78 205V206H77ZM53 206H54V208H53ZM76 206L78 207L77 209H75L76 208ZM5 208V206L3 205L2 206V208ZM1 208V207H0ZM52 208V211L51 210H49V209H51ZM57 209V210H56ZM41 210V211H42ZM55 210H56V212H55ZM77 210V211H76ZM50 211V212H49ZM86 211V210H85ZM80 212V213H79ZM4 213H6V216L7 215H9V216H4ZM33 213V214H32ZM48 213V214H47ZM15 214V215H14ZM23 214V216H21ZM45 214H47L46 216H45ZM51 214V215H52ZM52 215V216H53ZM83 215H80L82 218H84L85 216H83ZM32 216H31V218H32ZM45 216V217H44ZM48 216V217H47ZM76 217L78 216V215H75ZM79 216V217H80ZM21 217H23L22 219H20L19 220V218H21ZM25 217H28V218H26L25 219ZM42 217H40L39 218V220L42 218ZM53 217H55V216H53ZM74 217L73 219H74V221L73 222H75L76 223V221H77V223L75 224V223H73L72 221H70L69 222V225H70V223H71V225H70V227L71 228H67V229H70L69 231L67 230V232H69L68 233V237L66 238V244H68L69 243V246L68 247H72V246H74V244L73 243H75L74 241H78L82 236H84L85 234L84 233H86L88 230V227H91V225L89 224V222L87 221V218L88 217H86V218H84V223H81L83 220H79L78 221V219H79V217ZM81 218V219H82ZM27 221V220H31V222L33 223V222H35V224H37V225H40L39 226V228L37 227V229H35L36 231L35 232H37V233H35V234H33V236H35V237H33V238H30V243H29V245L31 246H29V245H27V246H29V248H31V250H28V247L26 248V242H27V244H28V241H29V239L27 238V236H28V233L29 232H31V230L33 229V225H34V223L29 227L28 226V224L29 223H31V222H28V224H27V222L25 221V220ZM38 219V218H37ZM72 219V220H73ZM22 220H24V221H22ZM48 221L49 222H51L52 224H49L48 223ZM81 221V222H80ZM87 221V222H86ZM148 221H149V228H150V230H152L153 232H158V233H160V234H162V233H169V234H172V235H175V236H178V237H182L183 236V234H184V230L183 229H181V228H175V227H173L170 223L169 224H157V223H155V222H153V218H151V217H149L148 218ZM23 222V223H22ZM24 222H25V224H24ZM80 222V223H79ZM47 223V224H46ZM73 223V224H72ZM85 223H86V225H85ZM21 224H23L24 226H22ZM89 224V225H88ZM30 225V224H29ZM87 225H88V227H87ZM42 226H44V227H42ZM17 227V228H16ZM28 228V230H27V228ZM46 227L48 228V230L46 229ZM67 227H69V226H67ZM87 227V228H86ZM13 228H15L14 230H13ZM21 228V229H20ZM32 228V229H31ZM40 228H43V230L42 229H40ZM49 228H50V230H49ZM54 228V229H53ZM46 229V230H45ZM52 229V230H51ZM18 230V231H17ZM84 230H86V231H84ZM28 231V232H27ZM45 231L47 232V231H49V232H47V234H48V236H47V241L45 242L44 240H46V238H45V236L47 235L46 233H45ZM53 232V234H56V235H52V233H50V232ZM56 231V232H55ZM81 231H82V233H81ZM26 232V233H25ZM39 232V233H38ZM41 232H44V236L42 235V233ZM79 232H80V234H79ZM24 233V234H23ZM38 234H40V235H38ZM52 235V237L50 238V235ZM24 235V236H23ZM38 235V236H37ZM42 235V236H41ZM77 236V238L78 239H76V236ZM81 235V237L79 238V236ZM40 236V237H39ZM56 238H55V237ZM28 239H26V238ZM38 237V242H37V245H36V242H33L32 243V241H36L35 240V238H37ZM41 237L42 238H44V239H42L41 240ZM22 239V240H21ZM76 239V240H75ZM223 239H226V238H223ZM40 240V241H39ZM24 241V242H23ZM41 241L43 242L42 244H41ZM227 241V239L225 240V242ZM20 242V243H19ZM23 242V245L21 244ZM229 242V244L231 243L230 241H228ZM19 243V244H18ZM25 243V244H24ZM53 243V242H52ZM52 243H50V244H52ZM32 244V245H31ZM36 245V246H33V245ZM55 243L54 244H52V245H49L48 244V247H49V249L51 248V246H52V248L53 249H55L54 247H55ZM237 245H238V243H237ZM239 245H244V247L243 246H237V250H239V251H241L242 249L240 248V247H242V248H244L243 250H245L244 252L245 253H248V254H250V255H253L252 253H254L255 252V255H257V254H260V255H258V256H260V257H262L263 259H264V244L262 245L261 243H256V242H250L249 244H241V243H239ZM245 245H248V246H245ZM260 245V246H259ZM54 246V247H53ZM48 249V248H47ZM33 250V251H32ZM52 250V249H51ZM50 250V252L52 253V251H54V250H52L51 251ZM91 250H93V249H91ZM70 251V250H69ZM99 250H97V253L99 254V252H98ZM66 252H68V250L67 251H63L62 253H61V256H63V258H61V256L60 255H58V258L59 259H57V256H56V258L55 259H57V261H59V260H62L61 261V263H65L66 261H70L69 259L71 258V256L70 255H68V254H66ZM256 252H259V253H257L256 254ZM63 253H65V255H63ZM94 253H95V251H94ZM30 256V255H29ZM66 256H69L70 258L68 259V257H66ZM39 257L40 256H38L37 258L39 259ZM52 257H53V259H54V256L52 255ZM68 260H67V259ZM54 259V260H55ZM40 262H42V261H40ZM45 262V261H44ZM69 263V262H68ZM24 264H26L25 262H24ZM42 264H44V263H42Z\"/></svg>",
	"mask_w": 264,
	"mask_h": 264
}]
</instances>
